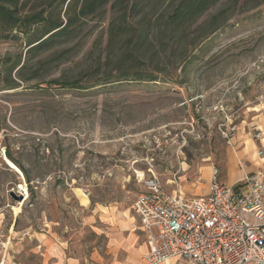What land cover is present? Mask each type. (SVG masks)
<instances>
[{
	"label": "rangeland",
	"instance_id": "obj_1",
	"mask_svg": "<svg viewBox=\"0 0 264 264\" xmlns=\"http://www.w3.org/2000/svg\"><path fill=\"white\" fill-rule=\"evenodd\" d=\"M177 1L108 0L40 50L0 37V264H45L48 242L88 264L111 221L135 220L136 173L161 183L220 173L237 126L264 116V0H220L159 33ZM74 80L84 88L53 84Z\"/></svg>",
	"mask_w": 264,
	"mask_h": 264
},
{
	"label": "built area",
	"instance_id": "obj_2",
	"mask_svg": "<svg viewBox=\"0 0 264 264\" xmlns=\"http://www.w3.org/2000/svg\"><path fill=\"white\" fill-rule=\"evenodd\" d=\"M260 135L255 131L252 138L259 141ZM257 155L264 157V151ZM263 176L246 175L234 187L214 171L208 193L191 199L167 193L154 177L145 179L132 204L151 244L143 263L264 264Z\"/></svg>",
	"mask_w": 264,
	"mask_h": 264
},
{
	"label": "crops",
	"instance_id": "obj_3",
	"mask_svg": "<svg viewBox=\"0 0 264 264\" xmlns=\"http://www.w3.org/2000/svg\"><path fill=\"white\" fill-rule=\"evenodd\" d=\"M237 127V133L232 138L231 148L220 173L215 167L206 166L198 172L196 180L187 181L183 176H179L177 177L179 182L175 181L176 178L174 180L170 178L166 183L159 181L163 189L169 194L178 193L184 198L191 199L208 193L214 171H217L220 182L234 187H240L246 175L259 171L264 175V157L260 158L257 155L258 150L264 151V116L253 114L249 122L242 121ZM255 131L261 134L259 141L252 138L251 133ZM136 174L141 186L138 196L144 190L143 181L149 177L145 178L142 172ZM151 177L156 178L154 175ZM80 201L82 204L87 202L84 196L80 197ZM130 211L135 220L126 219L125 214H119L120 218L111 221L112 229L108 232L103 254H92L88 264H144L143 257L150 251L151 244L138 217L133 213L132 206ZM45 264L82 263L77 258L67 257L61 247L48 242Z\"/></svg>",
	"mask_w": 264,
	"mask_h": 264
},
{
	"label": "trees",
	"instance_id": "obj_4",
	"mask_svg": "<svg viewBox=\"0 0 264 264\" xmlns=\"http://www.w3.org/2000/svg\"><path fill=\"white\" fill-rule=\"evenodd\" d=\"M30 0H0V37L6 40L18 39L19 35L24 36L28 51L40 50L59 40L69 37L76 30V23L83 21L95 14L97 10L103 7L108 0H48L44 9H40L31 14H23V10ZM220 0H178L177 3L167 13L160 16L159 33H169L171 36L177 30H180L192 22L196 21L208 10L214 7ZM118 4H115V7ZM136 6V5H135ZM65 7L64 14L67 19L63 21L60 17L53 19V16L60 15ZM137 8V6H136ZM74 9L72 15L68 12ZM225 13L220 10L219 16ZM54 14V15H53ZM125 12L121 11L118 19L112 25L118 34L128 28L124 18ZM217 18V17H215ZM40 26V30L36 28ZM134 35H130L132 38ZM144 33L135 36L141 40L145 38ZM137 79H143L137 77ZM146 81H155L153 77L145 78ZM53 84L63 85L72 89H83L78 81H54ZM8 158L12 161L10 156Z\"/></svg>",
	"mask_w": 264,
	"mask_h": 264
}]
</instances>
